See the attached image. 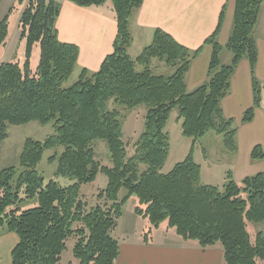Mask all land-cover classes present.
I'll list each match as a JSON object with an SVG mask.
<instances>
[{
    "label": "trees",
    "instance_id": "obj_1",
    "mask_svg": "<svg viewBox=\"0 0 264 264\" xmlns=\"http://www.w3.org/2000/svg\"><path fill=\"white\" fill-rule=\"evenodd\" d=\"M71 1L81 8L111 4L117 34L113 52L97 72L82 69L78 80L65 86L76 70L78 48L58 40L55 25L60 6L56 0H18L23 5L19 39L25 42V61L22 66L0 64V144L8 126L38 123L53 128L42 142L26 139L18 166L0 172V231L17 237L11 264H58L69 239L74 241L72 254L78 264H114L118 257L114 231L124 204L133 196L138 200L135 215L149 225L145 239L166 223L179 239L196 242L202 249L219 244L224 264L264 262V230L253 242L247 231V223H264V172L240 182L229 173L221 188L204 185L192 153L209 132L222 136L224 147L236 152L235 122L224 116L221 103L244 59L249 62L253 103L241 123H250L261 106L264 84L255 76L258 49L253 31L264 0H235L232 29L224 47L217 42L222 9L216 30L203 44L212 48L207 79L192 92L186 90L185 77L202 48L191 51L156 30L151 44L135 59L128 55L130 19L144 0ZM7 34L6 17L0 19V48L5 47ZM36 46L39 61L32 69L30 59ZM224 50L232 55L228 65L221 62ZM153 61L172 73L154 74ZM138 107L145 108L144 127L133 155L128 156L118 109ZM174 110L191 149L183 161L162 174L169 152L165 129ZM96 141L106 144L110 166L97 161ZM58 147L62 152L47 160L57 163L56 179L45 181L37 166L46 151ZM250 159L264 161L261 146L252 149ZM98 174L107 178V184L90 204L80 189L93 183ZM122 190L126 195L120 197ZM28 201H35L34 206L22 208Z\"/></svg>",
    "mask_w": 264,
    "mask_h": 264
},
{
    "label": "crops",
    "instance_id": "obj_2",
    "mask_svg": "<svg viewBox=\"0 0 264 264\" xmlns=\"http://www.w3.org/2000/svg\"><path fill=\"white\" fill-rule=\"evenodd\" d=\"M56 1L60 6L55 25L58 40L78 48L76 70L79 73L82 69L90 73L97 72L104 59L113 52L117 23L114 20L112 7L105 10L107 3L102 7L81 8L71 0ZM21 7L23 8V5ZM222 9L224 16L217 42L224 47L232 29L235 0H144L142 6L130 19L132 44L128 55L135 59L151 44L156 30H162L178 44L191 51L202 48L185 77L186 90L192 92L207 79L212 48L203 44L216 30ZM253 37L258 49L255 76L264 84V4ZM231 59V53L224 50L221 54L222 64H230ZM166 69L163 63L152 62L153 71L156 70L164 75L172 73L171 70L165 73ZM252 103L249 62L244 59L230 80L228 96L221 103L224 116L234 120V127L237 129V150L231 155L230 169V174L236 182L264 172V161L252 162L250 159L251 151L255 146H261L264 151V91L261 106L255 111L254 119L250 123L242 124V116ZM123 217L122 211L118 223L120 227ZM122 228V236H116L118 257L114 264H223L222 250L215 248L216 246L202 249L196 242H185L177 236H171L169 241L163 239L156 242L154 238L145 239L147 232L145 227L136 235L131 233V236L125 234V231H129L125 226ZM159 228L155 231L158 232ZM116 231L117 228L114 234ZM165 231L166 235L171 232L169 229ZM16 242L17 237L12 233L0 239V264H11V251Z\"/></svg>",
    "mask_w": 264,
    "mask_h": 264
},
{
    "label": "rangeland",
    "instance_id": "obj_3",
    "mask_svg": "<svg viewBox=\"0 0 264 264\" xmlns=\"http://www.w3.org/2000/svg\"><path fill=\"white\" fill-rule=\"evenodd\" d=\"M111 5L108 3L105 10L111 9ZM22 7L19 6L18 0H2L0 2V19L7 17L8 34L6 38L5 47L0 48V64L1 63H19L21 66L25 61V42L19 39V20ZM39 47L36 46L33 49L30 59V65L32 69H35L39 61ZM166 72H170V68L166 67ZM154 74H162L154 70ZM164 74V73H163ZM79 77V71L75 70L69 81L65 84L66 87L74 84ZM113 108V106H112ZM121 114L123 140L127 145L128 156H132L134 153V145L137 142L140 134L143 131L145 121V108L138 107L134 110L127 111L122 108L118 109ZM169 142V152L167 160L161 169L162 174L169 173L172 168L179 162L183 161L190 149L191 140L182 135L181 120H178V113L176 110L172 111L168 119L166 129ZM53 133L52 125H40L38 123H30L22 126H8L7 137L0 144V172L10 167H17L19 164V156L22 152L24 142L26 139H32L35 141H44L48 136ZM93 149L96 154L97 161L103 166H110L111 161L109 159V153L106 144L102 141H96L93 144ZM62 148H54L46 151L42 158L41 163L37 166V171L42 175L45 181L53 180L57 170V163L49 164L48 158L54 154H60ZM193 160L201 167V181L204 185L214 186L221 188L225 182L227 174L230 173L232 166L231 155L223 145V137L213 132H209L199 139L196 145L193 147ZM60 181L68 183V180L61 179ZM107 184V178L103 174H98L96 180L93 183L83 185L80 189V194L88 199L93 204V197L97 192L105 188ZM126 195V191L120 192V197ZM35 201H28L22 205V208L33 207ZM138 206V200L135 196L131 197L123 206V223L120 227L118 225L117 231L114 236H122L123 226L129 231H125V234L131 236L136 235L139 231L145 227V232L148 230L149 225L147 221H143L140 217L134 213V208ZM120 227V228H119ZM167 229L166 224H163L159 231H153L149 238H154L156 242L169 241L171 236L176 235L172 233L166 235L164 232ZM264 230V223H247V231L253 242L258 232ZM8 235L6 230L0 231V239ZM125 237H127L125 235ZM167 239V240H165ZM17 243V242H16ZM14 244V246L16 245ZM74 241L69 239L66 243V249L62 253L61 259L58 264H78L72 254ZM215 248L221 249L219 244L215 245ZM224 264V261H223ZM258 264H264L259 262Z\"/></svg>",
    "mask_w": 264,
    "mask_h": 264
}]
</instances>
